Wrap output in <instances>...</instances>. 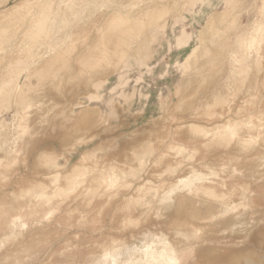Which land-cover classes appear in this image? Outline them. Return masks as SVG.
<instances>
[{"label":"rangeland","instance_id":"1","mask_svg":"<svg viewBox=\"0 0 264 264\" xmlns=\"http://www.w3.org/2000/svg\"><path fill=\"white\" fill-rule=\"evenodd\" d=\"M166 258L264 264V0H0V264Z\"/></svg>","mask_w":264,"mask_h":264},{"label":"bare ground","instance_id":"2","mask_svg":"<svg viewBox=\"0 0 264 264\" xmlns=\"http://www.w3.org/2000/svg\"><path fill=\"white\" fill-rule=\"evenodd\" d=\"M212 39H213V38H212ZM215 52H216V51H215ZM215 52H214V53H215ZM218 54H219V53H218ZM218 54H217V56H218ZM215 58H217V57H215ZM218 58H219V57H218ZM215 62H216V61H215ZM223 62H224V61H223ZM220 64H221V63H220ZM212 65H213V64H212ZM218 65H219V64H218ZM222 65H223V64H222ZM203 66H204V65H203ZM210 67H211V66H210ZM212 67H213V66H212ZM218 67H219V66H218ZM218 67H217V68H218ZM204 68H205V67H204ZM204 68H203V69H204ZM217 68H216V69H217ZM219 68H220V67H219ZM204 73H205V72H204ZM215 101H216V100H215ZM216 105H217V104H216ZM195 110H196V109H195ZM228 113H229V112H228ZM219 116H220V115H219ZM219 116H218V117H219ZM216 117H217V116H216ZM221 117H223V116H221ZM221 119H222V118H221ZM225 119H226V118H225ZM217 120H218V119H217ZM223 120H224V118H223ZM214 123H215V121H214ZM209 124H210V123H209ZM210 125H212V124H210ZM98 138H99V137H98ZM98 138H97V139H98ZM101 139H102V138H101ZM64 142H65V141H64ZM89 143H90V142H89ZM63 144H64V143H63ZM63 144H62V145H63ZM60 145H61V144H60ZM65 145H66V144H65ZM85 156H86V155H85ZM95 156H96V155H95ZM84 159H86V158H83V160L81 161L82 163H83ZM159 160H160V159H159ZM89 161H91V160H89ZM89 161H88V162H89ZM92 162H93V161H92ZM100 162H101V161H100ZM64 164H65V162H64ZM98 164H99V162H98ZM81 165H82V164H81ZM59 166H60V165H59ZM77 166H78V165H77ZM86 166H87V165H86ZM64 167H65V166H64ZM80 167H81V166H80ZM87 167H88V166H87ZM90 167H91V166H90ZM62 169H63V168H62ZM90 169H91V168H90ZM94 169H95V168H94ZM83 170H84V169H83ZM56 171H57V170H56ZM64 172H65V170H64ZM90 172L92 173V170H91ZM93 172H94V171H93ZM88 173H89V172H88ZM89 174H90V173H89ZM105 174H106V173H105ZM56 175H58V174H56ZM60 175H61V174H60ZM173 256H174V255H173ZM161 258H162V260L164 259L163 256H162ZM166 260H168V262H169L170 264H177L176 259H173V258H171V259L166 258ZM165 264H166V263H165Z\"/></svg>","mask_w":264,"mask_h":264}]
</instances>
